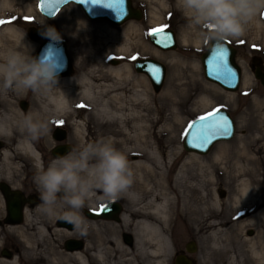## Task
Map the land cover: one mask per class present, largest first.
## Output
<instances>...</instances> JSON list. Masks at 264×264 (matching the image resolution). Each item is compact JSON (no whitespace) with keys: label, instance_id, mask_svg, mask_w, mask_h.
<instances>
[{"label":"rangeland","instance_id":"374dc122","mask_svg":"<svg viewBox=\"0 0 264 264\" xmlns=\"http://www.w3.org/2000/svg\"><path fill=\"white\" fill-rule=\"evenodd\" d=\"M9 1L11 7L1 12L0 18H5L6 21L11 19L4 26L14 23L16 29L29 43L27 47L31 56L36 57L43 42L58 40L42 35L47 27H54L62 37L59 40L67 43L74 68L71 76L87 75L98 85H115L113 89L120 88L115 93L123 94V104L142 109L143 105L135 104L137 101L134 100L131 92L133 83L137 81L138 90H148L151 98L150 107L156 110L152 115L153 120H159L163 124L178 116L180 122L175 133L165 137L163 142L170 150H184V137L190 124L196 119L207 116L217 109H225L233 115L236 123L234 139L218 143L210 154L201 158L205 161L201 167L204 180L210 174L212 176L211 182L204 181L203 184L204 210L201 217L203 216L205 222L208 219L217 221L215 227L204 229L202 245H199L202 264H264V87L256 80L252 65L253 58H260L264 65V14L257 15L248 25L244 36L226 39L237 48L236 61L243 71L240 90L236 93H226L217 83H211L205 78L201 58L181 56L186 48L180 46L174 53L163 54L150 43L147 36L148 24H152L155 29L166 27L170 16L166 8L162 9L163 2L160 0H157L160 3L147 0L148 17L140 21L135 32H128L130 24L117 26L107 20H91L82 8L74 3L65 6L57 17L50 20L40 12L39 0ZM177 14L181 18L178 26L180 39L186 38L189 32L197 33L198 30L187 26L188 22L180 11ZM258 22H261V25ZM105 24L111 26L110 29L120 33L121 36L125 35V41L122 37L120 42L129 43L126 55H107L112 38L108 30H103L102 26ZM30 28L37 31L39 35L37 41L30 38ZM22 49L27 53L23 45ZM143 57L158 60L167 67L166 81L159 92L154 90L148 76L139 74L134 69L135 60ZM98 58H106L105 65L99 64ZM112 60H118L119 65L114 66ZM124 65H129L133 71L134 82L128 79L118 81L112 76L110 68ZM247 76L250 83L244 88L243 80ZM171 82L174 88H171ZM115 93L110 94L103 90L101 96L110 99L111 106L116 107L120 101L112 99ZM204 96L211 98L209 105L201 104ZM9 98L8 105H3L1 111L12 112V109L18 108V105L23 103L22 101L28 102L29 108L34 110V102L30 98H24L17 93L10 94ZM166 98L170 99V103L164 110H158L166 104ZM74 114L75 120L83 123L89 133L92 128L101 127L102 120L95 117L85 101L76 103ZM80 114H83L84 118H81ZM57 125L70 129L65 123ZM101 130L105 134L113 132L117 137L115 124L108 126V130L101 127ZM70 137L72 136H67L66 141L71 142ZM89 139L94 140L91 137ZM89 139L87 140L90 142ZM115 147L120 148L119 145ZM215 156H219L220 159L217 163L214 161ZM242 183H250L253 202L248 204L242 201V206H238V200L242 199L240 190ZM222 190L226 192L225 198L220 196L219 192ZM247 205L251 206V211L245 208ZM253 210L257 212L254 214ZM242 212L253 215L239 219V214ZM248 218H253V222H248ZM213 231L216 233L214 236H212Z\"/></svg>","mask_w":264,"mask_h":264},{"label":"bare ground","instance_id":"6f19581e","mask_svg":"<svg viewBox=\"0 0 264 264\" xmlns=\"http://www.w3.org/2000/svg\"><path fill=\"white\" fill-rule=\"evenodd\" d=\"M10 7L11 2L9 0H1L0 13ZM0 21H4L3 24H0V52L9 48L23 51V43L29 47V43L24 39L22 33L16 29L14 23L4 26L8 21L5 18H0ZM258 24L261 25V22H258ZM102 27L103 30L109 31L112 38V44L107 49V55H126L129 50V43L120 42L122 37L125 41V35L121 36L120 33L115 32L112 28L110 29L111 26L107 24ZM137 28L132 23L129 25L128 32H135ZM182 41L184 43L187 40L184 37ZM105 61L106 58H98L99 64L105 65ZM110 72L118 81L124 79L133 81V71L129 65L110 68ZM137 83V81L133 83L135 87L131 88V92L132 97L137 101L135 104L138 106L143 105L142 109L137 106L128 107L123 104V94L115 93L120 90L119 87L113 89L115 85H98L87 75L80 77L69 75L59 78L56 87L47 93H33L31 91L21 93L22 97L30 98L35 107L34 110L30 108L26 113H23V110L19 107L12 109V112L0 110V142L5 144L4 149L0 150V158L2 165L9 174L19 170L14 162L17 156L26 157L35 163L37 167L41 166L40 162L42 160H49L50 163L54 159L53 156L46 154V151L55 143V139H52L49 135L51 132L46 136H42L43 139L39 141V139L31 140L18 131V121L28 114H31L34 118L50 121V130L55 126H59L57 124L61 121L68 125L72 136L70 137L71 144L75 150H78L81 145L88 144L87 139L89 137L94 139H89V143L110 140L114 146L119 145L120 151L127 156L134 171L132 186L124 194L132 204L131 210L133 213L137 212L138 206L144 204L143 201H140L143 198L142 195H145L146 204L150 210L147 218L135 223L140 230L141 235L139 238L140 240L144 239L150 246L151 252H149L153 254L156 264H164V258L171 247L170 240L183 238V225L187 226L190 223L200 225L202 222L204 229H207L209 227L213 228L217 224L215 223L217 221L212 219L205 222L203 216L201 217L204 210V203L202 202L204 200L203 184L204 181L211 182L212 176L210 174L204 180V173L201 172V167L205 164V161L201 159L203 155L193 152L188 153L186 150L172 151L169 146L163 144L165 137L175 133L180 118L176 116L175 119L169 122L166 121L167 123L163 124L159 120H153L152 115L155 109L150 107L151 98L148 90H138ZM249 83V77L247 76L243 80V87H248ZM171 84V88H174L172 82ZM103 90L110 94L115 93L112 99L119 100V105L112 107L109 103L110 99L101 96ZM12 93L15 92L0 93V108L3 105H8L9 96ZM80 101H85L91 107L95 117L102 120V123H100L102 128L108 130V126L115 124L117 137L113 135V132L105 134L100 126L99 129L92 128L89 133L83 123L76 121L74 110L76 103ZM210 102V97L204 96L201 99L203 105H209ZM165 103L158 110H164L166 105L168 106L170 103V99L166 98ZM218 158L219 156L214 157L216 163L220 161ZM175 166L176 171L174 172ZM241 185L242 199L238 200V206H242V201L248 204L253 202L250 183H242ZM96 193L103 192L96 190ZM250 207V205H247L245 208L250 210ZM252 219L248 218L247 221L252 223ZM122 220L124 223L128 222L126 214ZM37 231L39 234H37ZM9 232H6L7 237L12 236L20 242L21 254L17 259L12 260L0 255V264L37 263L39 259V262L43 261L44 264H85L84 251L70 252L62 247H56L48 253L41 251L40 254L39 250H41L42 245H40L38 237L44 236V234L32 219L28 218L21 226L9 228ZM215 234V231H213L212 236ZM65 235L66 237L74 236L65 232L62 233L61 237H65ZM2 236L3 233L0 231V248L3 242ZM50 245L52 247L53 244Z\"/></svg>","mask_w":264,"mask_h":264},{"label":"flooded vegetation","instance_id":"af4514ba","mask_svg":"<svg viewBox=\"0 0 264 264\" xmlns=\"http://www.w3.org/2000/svg\"><path fill=\"white\" fill-rule=\"evenodd\" d=\"M160 1L163 2L162 9L165 10L166 8L170 15L167 26L155 29L152 24H148V40L153 45L151 33L155 30H161L162 32L172 31L175 36L174 44L176 49L168 50L153 45L158 52L163 54L174 53L182 46L186 49L181 56L203 58L209 49L211 41L202 40L197 31V33L189 32L186 35L187 41L183 43L178 30L181 18L177 14L176 0ZM132 2L135 8L142 11L143 19L148 17L147 0H132ZM155 2L160 3L157 0H153V3ZM132 23L137 27L140 25V21L137 20L129 21L125 24ZM252 65L254 69L257 67L264 69L263 61L260 58H253ZM18 107L23 110V113L30 110L29 103H27V109H23L22 103ZM227 112L230 113L229 111ZM83 116V114H80L81 118ZM231 116L233 117L232 114ZM58 130L65 131L66 139L67 136L71 135L70 129L67 130L59 126L51 128L49 135L52 139H55V143L46 151V154L54 158L60 155L56 151L61 146H68L69 151L73 150L71 142L66 140L59 141ZM42 139L43 137L39 138V141ZM4 147L5 144L0 142V150H3ZM14 162L19 170L9 174L2 165L0 158V231L3 233L0 255L11 258V260L19 257L21 254L20 242L12 236L7 237L6 232L10 233L9 228L21 226L29 218L37 224V227L44 234V236L38 237L40 245H42L41 250H39L40 254L44 251L48 253L52 248L62 247L70 252L84 251L85 264H156L153 254L150 253V246L144 239L140 240V230L135 224L137 221L149 216L150 210L146 204L145 195H142L141 197L143 198L140 200L144 204L139 205L137 212L133 213L131 210L132 204L124 194L114 202H106L103 193H96L93 201L91 203L86 202L85 206L76 213L87 222V235L81 236L72 223L63 219H48L40 212L39 205L41 201L34 183V177L38 171L37 165L24 156H17ZM40 163V167L47 168L49 160H42ZM175 171L176 166L174 167ZM219 193L223 198L226 197L225 191L223 192L222 190ZM71 211V209L65 207L61 209V214ZM125 214L128 219L127 223L122 220ZM239 215V219H241L250 217L252 214L242 212ZM182 230L183 238H178L174 241L170 240L171 247L164 258V264H177L179 258H184L191 264H202V253L199 245H201V239L204 234L203 223L201 222L200 225L192 223L187 226L183 225ZM65 232L74 236L66 237L65 235V237H61L62 233ZM37 234H39L38 231ZM50 244H53L52 247ZM39 261L40 259L37 263L21 262V264H44L43 261Z\"/></svg>","mask_w":264,"mask_h":264},{"label":"clouds","instance_id":"9594fccd","mask_svg":"<svg viewBox=\"0 0 264 264\" xmlns=\"http://www.w3.org/2000/svg\"><path fill=\"white\" fill-rule=\"evenodd\" d=\"M176 8L202 40L224 41L246 34L248 25L264 14V0H176ZM42 35L62 39L51 26ZM23 48L27 53L16 48L0 52V93L50 92L58 83V70L51 62L31 56L24 43ZM17 129L38 140L49 133L50 121L28 114L18 121ZM133 178L127 156L110 140L81 145L55 157L47 168L38 166L34 183L41 201L39 210L48 219L72 223L81 236H86L87 222L76 213L93 201L96 190L103 192L106 202L120 199L132 186ZM65 207L72 211L61 214Z\"/></svg>","mask_w":264,"mask_h":264},{"label":"water","instance_id":"95a60500","mask_svg":"<svg viewBox=\"0 0 264 264\" xmlns=\"http://www.w3.org/2000/svg\"><path fill=\"white\" fill-rule=\"evenodd\" d=\"M71 3L79 5V7L82 8V10L89 19L91 18V20H107L117 26L123 25L124 23L131 20L141 21L143 19L142 11L136 9L132 5V0H125L124 7L126 9V15H124L123 18H118L117 13L113 9L105 6L104 4L93 3V0H85V2H81V0H43L42 2V0H39L38 7L42 15L47 19L51 20L59 14V11H61L63 7ZM163 33L171 37V40L168 45L165 46L164 43H157V40L160 38L151 35L153 45H156L157 47L163 49L175 50V36L172 31H163ZM29 36L32 40L35 41L39 39V35L34 28H30ZM218 47H223L227 49L228 66L235 72L234 80L229 81L222 76H218L217 73L210 71L209 69L208 60L210 59L211 52L212 50ZM236 50L237 49L228 41L213 40L210 43L208 51L203 56V58H201L205 78L211 83H217L224 90H226V92L232 93H236L240 90L243 78L242 68L236 61L238 55V51ZM36 57H39L44 61L51 62L58 70L59 78L72 75L74 72L67 43L63 40L43 42L39 47V51L37 52ZM112 64L118 66L119 61L112 60ZM153 68L160 69L158 80L153 76ZM134 69L137 73L145 74L146 76H148L156 92H159L163 88L167 76V67L162 62L153 58L138 59L134 62ZM254 74L256 80H258L264 87V70L261 67H257L255 69ZM22 105L23 109H27V102L23 101ZM219 115L227 117L228 121H230V127L227 133H225L221 129L213 135L209 143L204 144L202 140L193 138L197 134L198 130L201 129L200 118L195 120L192 124H190L191 126L183 142L184 149L188 153L193 152L199 155L206 156L210 154L211 150L217 143L223 141H230L234 138L236 127L233 118L229 113H227L226 110H219ZM57 134L60 135L59 141L66 140L65 131L58 130ZM56 152H59L60 155H64L69 152V147L61 146L57 148ZM177 264L191 263L184 258H179L177 260Z\"/></svg>","mask_w":264,"mask_h":264},{"label":"snow or ice","instance_id":"6c2138e0","mask_svg":"<svg viewBox=\"0 0 264 264\" xmlns=\"http://www.w3.org/2000/svg\"><path fill=\"white\" fill-rule=\"evenodd\" d=\"M81 2H85V0H81ZM93 3L104 4L105 6L113 9L117 13L118 18H123V16L126 15V9L124 7L125 0H93ZM3 23L4 21H0V24ZM151 34L159 37L160 39L157 40V43H164L165 46H167L171 40V37L164 34L161 30H155ZM133 59L136 58L133 57ZM208 65L210 71L217 73L218 76H222L229 81L235 79V72L228 66L227 49L218 47L212 50L210 59L208 60ZM152 73L154 78L158 80L160 69L153 68ZM200 120L201 129L198 130L197 134L193 138L202 140L204 144L209 143L217 131L222 129L225 133H227L230 127V121H228L227 117L219 115V109L209 113L208 116L201 117ZM60 123L63 122L61 121Z\"/></svg>","mask_w":264,"mask_h":264}]
</instances>
